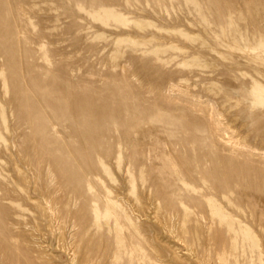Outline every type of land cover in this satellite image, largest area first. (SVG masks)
Instances as JSON below:
<instances>
[{"label":"rangeland","instance_id":"374dc122","mask_svg":"<svg viewBox=\"0 0 264 264\" xmlns=\"http://www.w3.org/2000/svg\"><path fill=\"white\" fill-rule=\"evenodd\" d=\"M0 264H264V0H0Z\"/></svg>","mask_w":264,"mask_h":264}]
</instances>
